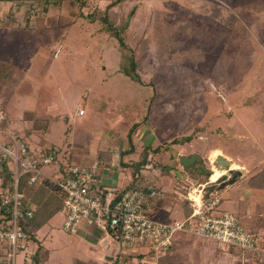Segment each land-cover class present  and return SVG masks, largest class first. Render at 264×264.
<instances>
[{"label": "rangeland", "instance_id": "obj_1", "mask_svg": "<svg viewBox=\"0 0 264 264\" xmlns=\"http://www.w3.org/2000/svg\"><path fill=\"white\" fill-rule=\"evenodd\" d=\"M108 1L87 0L83 8L75 1L64 13L52 14L56 26L37 27L31 35L30 28H24L26 22L41 26L47 16L36 0H24L33 11L24 6L21 17L0 19V62L15 68L7 84L0 81V142L5 143L4 132L10 129L32 151L53 148L56 160L42 171L59 179L61 164L79 163L88 152L89 133L99 138L96 150L109 160L113 152L107 140L117 138L115 152L126 150L127 132L137 122L134 152L124 160H137L149 146L146 165L151 167L145 166L138 175L153 177L165 192L159 205L174 203L170 212L164 209L155 217L182 219L189 210L187 192L203 184L208 195L214 191L208 189L211 182L221 198L217 211L236 214L257 234V227L264 229V111L259 107L264 105V0H129L121 13L137 6L126 36L130 50L100 30L98 20L86 17ZM162 22L173 31L168 36L171 41L160 49L154 30ZM120 55L134 56L137 72L148 85L119 72ZM230 127L234 134L229 136ZM191 134L188 142L171 143ZM154 146H159L157 153ZM217 148L242 166L240 176L223 187L219 186L228 178L225 174L218 181L209 178L215 165L211 151ZM192 153L197 158L182 166L178 156ZM247 189L258 192L249 195ZM251 201L253 209H249ZM62 220L59 212L32 234L17 250L15 261L29 263L37 254L38 260L47 257L44 264H74L76 259L161 264L148 242L136 253L141 257H121L117 262L118 242L107 231L87 238L83 230L88 226L82 225L77 233H66L60 227ZM180 234L174 239L184 240L183 244L176 253L166 251L170 258L163 264H264L263 232L257 234L262 252ZM110 248L116 249L114 260L102 261ZM6 263V257L0 256V264Z\"/></svg>", "mask_w": 264, "mask_h": 264}, {"label": "built area", "instance_id": "obj_2", "mask_svg": "<svg viewBox=\"0 0 264 264\" xmlns=\"http://www.w3.org/2000/svg\"><path fill=\"white\" fill-rule=\"evenodd\" d=\"M76 110L83 113L79 106ZM4 134L6 141L0 142V256L6 257L9 261L6 264L26 262H16L15 256L35 231L30 222L34 205L20 186L21 177L27 173L30 174L29 184L46 178L63 193L60 227L64 232L75 234L82 225L109 232L118 242L115 254L118 262L127 251L136 254L147 242L156 256L164 255L180 233L245 251H263L259 236L249 231L236 214L217 211L221 202L217 189L207 195L203 184L192 187L184 196L189 204L188 213L178 220L161 219L155 215L165 192L155 185L153 177L143 173L136 175L122 189L106 187L97 177L100 161L95 159L87 164H64L60 169L61 178L53 179L44 176L42 171L43 166L56 160L53 148L32 151L13 130L9 129ZM110 165L115 164L110 162ZM150 167L148 164L145 169ZM6 175L9 179L3 185ZM120 261L130 264L128 260Z\"/></svg>", "mask_w": 264, "mask_h": 264}, {"label": "trees", "instance_id": "obj_3", "mask_svg": "<svg viewBox=\"0 0 264 264\" xmlns=\"http://www.w3.org/2000/svg\"><path fill=\"white\" fill-rule=\"evenodd\" d=\"M8 2H16L19 3L22 0H4ZM33 3V0H31ZM39 2V5H41L42 11L44 13H47L50 9H58L62 2L64 0H36ZM78 3V6L80 8H83L85 4L87 3V0H73ZM129 0H109L108 3L105 5L102 9H97L92 11L91 13H87L86 17L90 21H96L100 23V30L105 31L106 33H109L121 48H125L127 50H130V46L128 45L126 41L128 26L130 22V15L132 12H134L135 8L137 7L134 5L131 10L128 11L126 15H123L121 13V10L124 7V3H127ZM20 4V3H19ZM33 5L31 4V7ZM154 22V26H155ZM163 24L159 23L160 26L163 28L161 29L160 26L154 30V35L156 37V42L159 45L160 49H163L165 46V43L171 41L168 36H170V33L173 31L172 28L167 23L162 22ZM158 24V23H157ZM158 24V25H159ZM29 27L28 22L24 25V28ZM113 41V40H112ZM15 68L11 67L10 65H7V63L0 62V81L8 83L9 80L13 78ZM119 72L123 75L130 78L132 81L139 82L140 85H148V83L142 82L140 75L137 72V62L133 55H120L119 58ZM253 97H257L255 94ZM261 99H259L260 101ZM258 98H257V102ZM261 102V101H260ZM260 109L264 111V105H259ZM264 114V112H262ZM138 123H133V126L130 127V129L127 132V141H128V148L122 152V155L129 154L134 149V144L132 141V136L135 132H137ZM234 127H230L228 129V134L233 135ZM242 130H245L244 128ZM240 132V131H239ZM243 131H241L242 133ZM191 135H187L182 137L181 139H174L171 143H181V142H188L192 138ZM159 151L158 147L153 149L154 153H157ZM150 147H145L142 152L140 153L139 159L132 163L134 167V174L133 178L138 175V173L145 168L146 164L148 163V159L150 157ZM30 177V174L27 173L21 177L20 186L21 189L24 192L25 197L30 200L34 205V212L33 217L31 218L30 222L34 229H39L43 225H45L52 217H54L57 213L60 212L61 206H62V199H63V193L59 189L57 185H55L53 182H51L48 179H42L40 181H36L33 184L28 183V179ZM223 179L226 178V176H221ZM9 179V175H6L3 179L4 182ZM220 179V177L217 179V181ZM208 189H216V184L210 183L208 186ZM212 191V190H211ZM187 201V200H186ZM188 203V201H187ZM188 208V204H187ZM188 211L186 210L184 212V215H186ZM34 234V232H32ZM31 234V238H32ZM184 236V235H180ZM174 239L172 246L170 247L169 251L175 252L179 248L181 244H183L182 240ZM183 239V238H182ZM232 249V248H231ZM36 251V250H35ZM136 255L138 257H141V254H135V253H128L126 256H132ZM37 254H33L31 256L30 262H25L24 264H44V262L47 260V257H42L41 260H38ZM170 257H167L166 255H158V262L161 264L166 263ZM118 262V260H117ZM74 264H97L94 262H88V261H82L79 259L74 260Z\"/></svg>", "mask_w": 264, "mask_h": 264}, {"label": "crops", "instance_id": "obj_4", "mask_svg": "<svg viewBox=\"0 0 264 264\" xmlns=\"http://www.w3.org/2000/svg\"><path fill=\"white\" fill-rule=\"evenodd\" d=\"M29 1H31V0H25V2H29ZM73 2H75V1H73V0H64L62 2V4L60 5V7L58 8V11L57 12L55 10L54 11H51V9H50L47 13H45L47 15L46 18H44V20L46 22H43L42 21V24H39L41 26L34 27L35 24L33 25V22H30V24H29V28L30 29H28V32L30 33V35H31V33L35 32L34 31L35 29H38L37 27H44V26L46 27V25L56 26V25H54V23L57 22V21H55L56 16L54 18L52 14H56L57 15V13H60V14L61 13H64L67 9H70L71 8ZM19 3H16V2H8V1L0 0V19H3L4 16H8V15L10 17H12V18H14V17L15 18L21 17L19 15L21 14L22 7H24V6L26 7V9L30 10L28 7H30L31 4L29 5V4L24 3V0H22ZM12 6H14V9L13 10L11 8ZM31 11H33V10L31 9ZM37 23H39V22H37ZM47 27H49V26H47ZM81 114H83V113H81ZM47 129H49V124H48ZM99 141H100L99 138H97L95 136H92L89 133L88 134L87 143H88V146L91 149L89 148L88 149V152H86V154H84L83 158H80L79 161H77V162L82 163V164H87V163H91L95 159H98L100 161V166L97 169L96 174H97L98 179L103 183V185L106 186V187H112L113 186V187H116L118 189H122V188L126 187L129 183H131V181L133 179L134 167H133L132 163L136 162L139 158L136 160V159L130 157V158L124 160V158H125V156L127 154L122 155V152L124 151L123 149L122 150L120 149L118 151V153L115 152V150L117 149V142H118L117 141V138H116V140H107V144L109 143L110 145H112L109 148V150L113 152V155L110 156V159L108 160V157L106 155L100 154V152H98V150H96L98 148V145H100L99 144ZM157 147H159V146H157ZM157 147H155V148H157ZM134 149H135V146H134ZM134 149H133V151L131 153L134 152ZM215 150H218V151L221 152V150L218 149V148L217 149H213L212 151H215ZM139 157H140V155H139ZM119 159H121L120 162H118ZM110 162H114L115 165L114 166L110 165ZM69 163H72V162H69ZM235 164H237V163H235ZM62 166L63 165L61 164L60 169L62 168ZM240 167H242V166H240ZM44 176H47V175L44 174ZM246 192L249 195H251V194L253 195V193L256 194L258 191L249 192L248 189H247ZM250 197L252 198V196H250ZM173 204L174 203H172L170 205V203H166L163 207H162V204H160L159 205L160 206L159 207V209H160L159 212H161L164 209L167 212H170V210L174 207V206H172ZM250 204H251V206L249 207V209H253V204H255V202H252L251 201ZM249 209H248V212L251 213L249 211ZM248 217H250V216H248ZM91 227L92 226H88L86 228V230H83L84 231V234H85V236L87 238H89L90 237V233H93V232H96L100 236L104 232H106L105 230H99L98 228H95V227H93V229H92ZM39 229H35L34 234L37 233V231ZM263 230H264L263 228L257 227L256 232H257V234H258V232H263L264 233ZM107 233L111 237L110 233L109 232H107ZM106 242L107 241L104 240L102 242V244H105ZM112 252L115 253L116 252V249H111L110 248L108 250V252L106 253L105 257H104L105 259L102 260V261H104V262L106 261L107 262V261L114 260L115 255L112 254ZM46 261H48V260H46ZM82 261H84V260H82Z\"/></svg>", "mask_w": 264, "mask_h": 264}, {"label": "water", "instance_id": "obj_5", "mask_svg": "<svg viewBox=\"0 0 264 264\" xmlns=\"http://www.w3.org/2000/svg\"><path fill=\"white\" fill-rule=\"evenodd\" d=\"M197 158L196 153H192L188 156L180 154L178 156L179 162L182 164V166L187 167L189 164H191L195 159ZM211 159V158H210ZM232 159L224 155L223 153H219L214 156L213 162L215 163V166L218 168L226 170L225 175L228 176V178L220 184L219 187L226 186L236 180L238 176L241 174V168H231L230 165L232 164ZM218 187V188H219Z\"/></svg>", "mask_w": 264, "mask_h": 264}, {"label": "bare ground", "instance_id": "obj_6", "mask_svg": "<svg viewBox=\"0 0 264 264\" xmlns=\"http://www.w3.org/2000/svg\"><path fill=\"white\" fill-rule=\"evenodd\" d=\"M219 153H221V152L218 150L211 151V155H210L211 161H213L214 156L219 154ZM230 167L231 168H241L238 164H235L233 161H232V164L230 165ZM225 172H226V170L218 168L217 166L213 165L212 166V173L210 174L209 178L211 181H216L219 177L224 175ZM191 195L196 197V194L191 193Z\"/></svg>", "mask_w": 264, "mask_h": 264}]
</instances>
